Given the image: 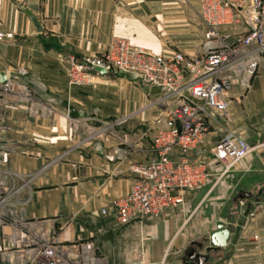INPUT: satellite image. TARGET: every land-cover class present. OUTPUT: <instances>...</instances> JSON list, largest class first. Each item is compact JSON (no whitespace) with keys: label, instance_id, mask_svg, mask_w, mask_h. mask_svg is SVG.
<instances>
[{"label":"crops","instance_id":"crops-1","mask_svg":"<svg viewBox=\"0 0 264 264\" xmlns=\"http://www.w3.org/2000/svg\"><path fill=\"white\" fill-rule=\"evenodd\" d=\"M204 30L200 0H0V32L13 35L0 40L11 82L0 85V264H45L43 241L79 264H198L196 255L207 256L202 264H264V204L249 213L251 190L264 186V55L190 153L209 167L205 185L125 225L101 213L128 193L131 166L155 158L153 100L163 91L124 74L72 85L66 56L100 54L115 38L200 55ZM243 30L221 33L233 41ZM228 132L256 149L222 174L213 152ZM217 222L230 229L227 244L207 251Z\"/></svg>","mask_w":264,"mask_h":264},{"label":"built area","instance_id":"built-area-1","mask_svg":"<svg viewBox=\"0 0 264 264\" xmlns=\"http://www.w3.org/2000/svg\"><path fill=\"white\" fill-rule=\"evenodd\" d=\"M200 18L205 26V50L200 55L175 51L164 56L115 38L100 54L66 56L72 85L90 83L95 76L124 74L163 91L153 100L160 109L153 118L155 158L132 165L134 178L128 193L115 199L111 210L101 209L117 225L159 215L182 204L186 192L207 183L209 167L190 153L206 141L211 121L226 116L231 89L249 85L264 55V0H200ZM238 26L244 30L237 40L230 41L228 34L221 33V29ZM5 38L13 35L0 32V40ZM10 84L7 80L0 85L10 88ZM255 149L228 132L216 143L213 156L223 174L233 171ZM40 248L45 264H79L64 260L53 241H43Z\"/></svg>","mask_w":264,"mask_h":264},{"label":"water","instance_id":"water-1","mask_svg":"<svg viewBox=\"0 0 264 264\" xmlns=\"http://www.w3.org/2000/svg\"><path fill=\"white\" fill-rule=\"evenodd\" d=\"M99 72L104 73L103 69H97ZM6 74L4 72H0V84L6 82ZM264 193V190H262ZM239 197H249L250 193L246 191H240ZM230 229L225 226L222 222L216 223V228L209 233V246L207 247V251H213L216 248L223 247L227 244V240L229 237ZM196 259L198 260V264H202L207 256L205 255H196Z\"/></svg>","mask_w":264,"mask_h":264},{"label":"rangeland","instance_id":"rangeland-1","mask_svg":"<svg viewBox=\"0 0 264 264\" xmlns=\"http://www.w3.org/2000/svg\"><path fill=\"white\" fill-rule=\"evenodd\" d=\"M261 154L264 155V148H263V151L261 152ZM259 190H264V186L259 187V188L256 187V188H253L251 190L252 193H251L250 197L254 198L255 200H254V203H251V206H250L251 209H250L249 213L252 211V208H255L254 206H259V205L264 204V194H259V192H258ZM238 204H239V207H242V204H244V206H245V200L242 199L241 201L238 202Z\"/></svg>","mask_w":264,"mask_h":264}]
</instances>
